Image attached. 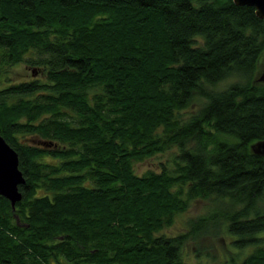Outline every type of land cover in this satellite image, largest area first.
<instances>
[{
	"label": "trees",
	"instance_id": "trees-1",
	"mask_svg": "<svg viewBox=\"0 0 264 264\" xmlns=\"http://www.w3.org/2000/svg\"><path fill=\"white\" fill-rule=\"evenodd\" d=\"M256 15L233 0H0V135L27 181L15 209L0 195V264H188L187 240L218 219L252 247L239 264H264V212L247 216L264 201ZM15 64L37 77L10 81ZM200 198L229 209L162 232Z\"/></svg>",
	"mask_w": 264,
	"mask_h": 264
},
{
	"label": "rangeland",
	"instance_id": "rangeland-1",
	"mask_svg": "<svg viewBox=\"0 0 264 264\" xmlns=\"http://www.w3.org/2000/svg\"><path fill=\"white\" fill-rule=\"evenodd\" d=\"M263 59L264 52L262 57H260L258 61V67H256L255 78L259 76V72L263 67ZM10 81H21V80H29L37 77V72H34L32 67H28L24 64L16 65L14 69H12L9 73ZM235 80V78H226L218 82L214 88L222 89L225 88L230 82ZM259 85L263 84V82H258ZM256 83V84H257ZM198 102H202V99L198 98ZM196 102V105L198 104ZM193 109V108H192ZM191 109V110H192ZM175 152V149L166 150L163 153L156 154L152 157H146V159L141 161H135V172L137 174L143 173L146 169L159 170V167L162 165V162H165L169 159ZM260 204L253 207L250 210L248 217H253L259 212H264V201H260ZM190 207H188L187 211L178 214L175 218L173 224L164 229L162 232L166 235L175 236L188 231L189 225L188 220L191 218H196L202 216H210L211 214H218L219 211L229 209V203L220 202L214 199H196L190 203ZM263 208V210H262ZM221 219H218L219 225L217 227H211L206 233H203L200 237L193 239H188L184 249V257L186 258V262L188 264H194L198 262H204L207 264H239L242 257L248 253L252 247H244V249L237 250L236 245L232 243L233 240L237 239L238 235L235 233L230 234L227 231V226L229 223L225 225L220 223ZM263 240L262 244H264V232L262 233ZM236 248V249H235Z\"/></svg>",
	"mask_w": 264,
	"mask_h": 264
},
{
	"label": "water",
	"instance_id": "water-1",
	"mask_svg": "<svg viewBox=\"0 0 264 264\" xmlns=\"http://www.w3.org/2000/svg\"><path fill=\"white\" fill-rule=\"evenodd\" d=\"M238 5L254 6L256 16L260 19L264 18V0H233ZM264 64V59H263ZM255 81L264 83V65L258 74ZM41 143H45L42 142ZM250 149L253 154L264 155V139L250 143ZM20 163L18 151L15 150L10 143L0 135V195L2 194L10 203L11 207L15 209L17 202L22 199L23 192L19 187L26 184L23 171L18 167Z\"/></svg>",
	"mask_w": 264,
	"mask_h": 264
}]
</instances>
